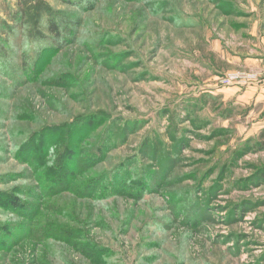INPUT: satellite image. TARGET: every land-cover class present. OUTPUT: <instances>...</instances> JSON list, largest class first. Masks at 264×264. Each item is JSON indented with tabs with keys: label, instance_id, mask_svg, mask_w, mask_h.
<instances>
[{
	"label": "rangeland",
	"instance_id": "rangeland-1",
	"mask_svg": "<svg viewBox=\"0 0 264 264\" xmlns=\"http://www.w3.org/2000/svg\"><path fill=\"white\" fill-rule=\"evenodd\" d=\"M45 1L59 42L0 51V264H264V138L222 84L259 78L264 0ZM72 153L82 189L34 170Z\"/></svg>",
	"mask_w": 264,
	"mask_h": 264
},
{
	"label": "trees",
	"instance_id": "trees-1",
	"mask_svg": "<svg viewBox=\"0 0 264 264\" xmlns=\"http://www.w3.org/2000/svg\"><path fill=\"white\" fill-rule=\"evenodd\" d=\"M6 14L10 18L11 24H9L7 21H2L0 23V51L8 56L9 51L6 49V46L8 45L6 38L10 35L14 36L17 33H21L23 35L24 33H26V31H29V35H33L32 37H35L41 35V28H43L45 25L49 33L57 40V42H59V40L61 39L60 27L56 20L58 14L45 0H18L17 10L7 9ZM27 28H29L30 30H27ZM15 54L16 53H14L13 55ZM67 139L68 137L66 138V140ZM65 150V148H62L60 150L62 156L67 155ZM73 156L74 154L72 153L69 159H63L62 164H58L60 158L57 157L56 163L49 166L45 161V155H42V163H36L34 166V170L39 168V166H42L39 171L43 172V174L45 169H47L48 172L55 173V175L58 174L56 176L57 178L54 179V188L56 189L62 186H67V189H70L71 191L73 189H82V187H80L79 184L77 185L74 180V173L76 172H73V170H77L78 166L77 164H72L71 159ZM40 180L43 183L52 186L49 177L47 179L46 175ZM12 195L13 194H9V198H7V208H9L10 205L13 206L16 203V205L20 206L21 210L23 208V205L25 204L21 202V200L17 197L13 198Z\"/></svg>",
	"mask_w": 264,
	"mask_h": 264
},
{
	"label": "crops",
	"instance_id": "crops-1",
	"mask_svg": "<svg viewBox=\"0 0 264 264\" xmlns=\"http://www.w3.org/2000/svg\"><path fill=\"white\" fill-rule=\"evenodd\" d=\"M249 66L259 73V78L246 84H235L231 89H236L238 98L253 108L247 116V123L252 121V128L260 132L264 138V61L254 62ZM239 91V92H238Z\"/></svg>",
	"mask_w": 264,
	"mask_h": 264
},
{
	"label": "built area",
	"instance_id": "built-area-1",
	"mask_svg": "<svg viewBox=\"0 0 264 264\" xmlns=\"http://www.w3.org/2000/svg\"><path fill=\"white\" fill-rule=\"evenodd\" d=\"M254 77L252 78L251 76H237V75H233V76H226L224 77V79H222V84L225 85H234V84H246L250 81H254Z\"/></svg>",
	"mask_w": 264,
	"mask_h": 264
}]
</instances>
